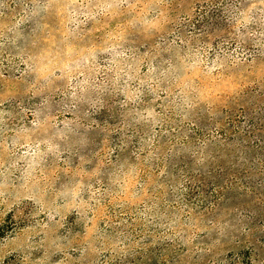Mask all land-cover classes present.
Segmentation results:
<instances>
[{"label":"rangeland","instance_id":"1","mask_svg":"<svg viewBox=\"0 0 264 264\" xmlns=\"http://www.w3.org/2000/svg\"><path fill=\"white\" fill-rule=\"evenodd\" d=\"M0 264H264V0H0Z\"/></svg>","mask_w":264,"mask_h":264}]
</instances>
